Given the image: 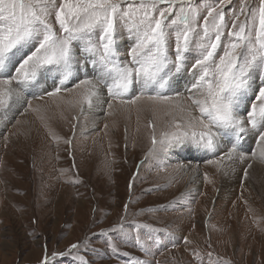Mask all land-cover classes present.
I'll return each instance as SVG.
<instances>
[{
  "label": "rangeland",
  "instance_id": "obj_1",
  "mask_svg": "<svg viewBox=\"0 0 264 264\" xmlns=\"http://www.w3.org/2000/svg\"><path fill=\"white\" fill-rule=\"evenodd\" d=\"M240 2L225 0L228 28ZM131 43L124 31L121 52ZM186 77L165 93L171 100H143L144 108L111 100L105 89L96 111L81 113L73 80L56 97L26 90L0 116V264H42L46 252L72 244L78 247L59 264H80L78 257L85 264H264V192L242 178L222 185L223 166L208 163L219 154L149 152L154 133L185 125L192 114ZM254 144L249 135L244 156H253ZM122 217L124 230L113 233Z\"/></svg>",
  "mask_w": 264,
  "mask_h": 264
},
{
  "label": "snow or ice",
  "instance_id": "obj_2",
  "mask_svg": "<svg viewBox=\"0 0 264 264\" xmlns=\"http://www.w3.org/2000/svg\"><path fill=\"white\" fill-rule=\"evenodd\" d=\"M213 2L0 0V116L22 102L26 90L40 88L51 97L73 80L81 113L85 106L91 110L103 103L105 89L108 98L121 103L134 104L145 94L150 101H169L172 96L165 93L187 73L192 114L185 125L162 130L159 137L154 133L149 152L194 148L219 154L208 163L225 167L244 160L242 146L249 135L264 145V0L256 7L241 0L239 10H231V28L225 0ZM164 3L167 7L160 8ZM124 31L132 41L126 54L120 50ZM49 82L52 91H47ZM137 89L134 99H124ZM124 228L122 217L111 231ZM77 247L51 256L46 252L42 264H59L58 257Z\"/></svg>",
  "mask_w": 264,
  "mask_h": 264
},
{
  "label": "bare ground",
  "instance_id": "obj_3",
  "mask_svg": "<svg viewBox=\"0 0 264 264\" xmlns=\"http://www.w3.org/2000/svg\"><path fill=\"white\" fill-rule=\"evenodd\" d=\"M184 79H189V77H186ZM59 96H61V95H59ZM143 100L145 102V101H148L149 99L142 98L139 101H137L136 103H134L133 106H138V107H143V108L146 107L145 104H144V102H143ZM115 104H117V103H113L112 105H115ZM99 105L94 106L91 110H89V109H87V110H89V111H96L95 108L98 107ZM16 106H18V103L16 104ZM161 106H159V107L156 106V107H157V109L160 110L161 109L160 108ZM163 109H168L169 110L170 107H168V106L167 107L162 106V109L161 110H163ZM4 122L5 121L1 120V125H3ZM252 142H254V137L252 139ZM253 147L256 148L255 151H254L253 156L250 157L249 154H247L246 156H244V160H241V164L242 165L238 163L239 162L238 160H237L238 161L237 163H234V162H226L228 166L227 167L223 166V168H222L223 169V172H222V177L223 178L221 179V184L222 185L229 184L235 178H239V179L242 178V179H244L245 182H247L246 183L247 185L251 184L255 189L261 191L262 193L264 192V145H261V144L255 145L254 144ZM184 153H185V151H184ZM243 169H245V172H247V175L245 174V172L243 173ZM250 188H252V187H250ZM247 189H248V187H247Z\"/></svg>",
  "mask_w": 264,
  "mask_h": 264
}]
</instances>
